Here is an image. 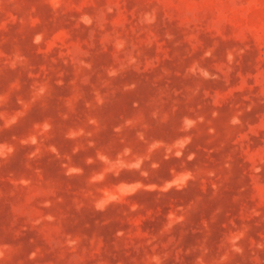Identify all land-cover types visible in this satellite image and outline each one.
I'll use <instances>...</instances> for the list:
<instances>
[{
    "label": "rangeland",
    "instance_id": "1",
    "mask_svg": "<svg viewBox=\"0 0 264 264\" xmlns=\"http://www.w3.org/2000/svg\"><path fill=\"white\" fill-rule=\"evenodd\" d=\"M0 264H264V0H0Z\"/></svg>",
    "mask_w": 264,
    "mask_h": 264
}]
</instances>
